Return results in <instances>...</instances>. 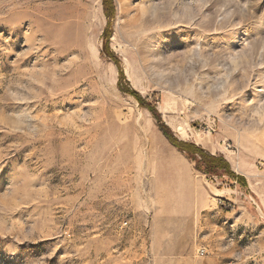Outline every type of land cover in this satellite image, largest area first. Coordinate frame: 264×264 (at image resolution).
I'll return each instance as SVG.
<instances>
[{"label":"rangeland","instance_id":"obj_1","mask_svg":"<svg viewBox=\"0 0 264 264\" xmlns=\"http://www.w3.org/2000/svg\"><path fill=\"white\" fill-rule=\"evenodd\" d=\"M242 169L264 172V0H0V264H264ZM206 191L262 223L235 242Z\"/></svg>","mask_w":264,"mask_h":264},{"label":"crops","instance_id":"obj_2","mask_svg":"<svg viewBox=\"0 0 264 264\" xmlns=\"http://www.w3.org/2000/svg\"><path fill=\"white\" fill-rule=\"evenodd\" d=\"M233 171L235 175L230 178V182L232 184L238 185V183H241L250 192L249 194L251 198L255 199L256 197L257 198L260 197V199L262 198L264 199V197H261L262 195L259 194L260 191H258L260 187V180L258 178H262V181L264 183V172L260 174V172H256L254 170H245V169H242L241 171L239 170V172H237L236 170ZM217 192L220 193L222 192V190H217ZM208 194H209L208 191H206L205 195H201L200 200L196 205V214L198 215L200 214L204 216L205 219L207 220L209 217L212 218L215 215H222V218L225 219L224 223L227 225V229L229 233L231 232L234 233V235H236L238 238L241 230L240 227H243V225L252 223L250 225H253L255 227L256 225L262 223L260 216L255 211H253V207L252 204H250V202H244L238 206L235 205L234 208L230 211L217 212L215 210L216 208L215 205L212 204L210 200H208V197L210 196ZM225 199L229 202L232 201L235 203L237 197L231 194L229 197H225ZM238 238L234 239V241L237 243L242 241L243 236L239 238L240 240H238ZM203 249L205 250V248ZM152 261L153 260L147 262V264H160L158 263V261H153V263ZM176 264H188V263L184 259H179L176 261Z\"/></svg>","mask_w":264,"mask_h":264},{"label":"trees","instance_id":"obj_3","mask_svg":"<svg viewBox=\"0 0 264 264\" xmlns=\"http://www.w3.org/2000/svg\"><path fill=\"white\" fill-rule=\"evenodd\" d=\"M110 8H112V10H113V6H111ZM110 8H109V11H110ZM105 49H107V51H109V53H110L109 55H112L111 52H110V50H109L108 44H106ZM112 57H114V56H112ZM120 75H121V81H125V77H124V74H123L122 71L120 72ZM127 92L130 93L131 95H133L140 102V104L142 106H144V107L146 106L144 99L140 96V94L138 92L131 91V90H127ZM147 107L149 108L150 106H147ZM149 110L154 115H157V111H156L155 108L150 107ZM163 129L165 131L166 128L164 127ZM165 133H167V132L165 131ZM167 136H168V134H167ZM169 139H171V141L178 148H180V149H182L184 151H188L192 155L200 154L204 159H206L208 161V163H210L211 167L213 166V167H215V168H217L219 170H221V169L227 170L228 169L230 171L229 164L227 162H225V160H223L222 158H216L214 156H208L207 154H205V152H204L203 149L198 148L197 146H195L193 144H185V143L184 144H179V143L175 142L171 137H169ZM229 174L231 175V177L234 176V174L231 173V172H229Z\"/></svg>","mask_w":264,"mask_h":264},{"label":"built area","instance_id":"obj_4","mask_svg":"<svg viewBox=\"0 0 264 264\" xmlns=\"http://www.w3.org/2000/svg\"><path fill=\"white\" fill-rule=\"evenodd\" d=\"M124 225L126 226L127 223H125ZM205 252H206L205 250H200V251H199V254H200L201 256H204Z\"/></svg>","mask_w":264,"mask_h":264}]
</instances>
